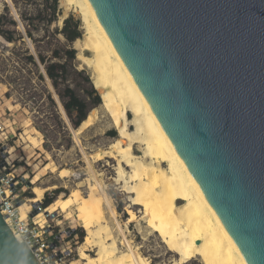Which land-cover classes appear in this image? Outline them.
<instances>
[{"label": "water", "instance_id": "obj_1", "mask_svg": "<svg viewBox=\"0 0 264 264\" xmlns=\"http://www.w3.org/2000/svg\"><path fill=\"white\" fill-rule=\"evenodd\" d=\"M89 1L247 263L264 264V0ZM0 264H39L1 211Z\"/></svg>", "mask_w": 264, "mask_h": 264}, {"label": "rangeland", "instance_id": "obj_2", "mask_svg": "<svg viewBox=\"0 0 264 264\" xmlns=\"http://www.w3.org/2000/svg\"><path fill=\"white\" fill-rule=\"evenodd\" d=\"M44 4L45 0H0V20L4 16L3 21L8 24L4 29L15 30L10 23V19H13L25 41L24 44L10 43L0 34V163L10 164L9 172L21 183L17 193L29 201V211L35 205L30 200L41 199L44 202L47 195L53 199L54 203L46 209L47 214L43 209V213L36 218L44 217L42 224L49 227L50 241L60 255H64L65 264H84L79 257V248L85 242L87 232L78 218L77 206L68 200L77 191L79 201L93 206L90 185L100 192H106L109 206L114 204L118 221L128 226L125 239L139 246L143 254L150 257L152 264H175L177 257L166 249L158 234L146 230L148 223L139 213L140 207L130 208L128 195L116 183L117 162L113 153L95 163V155L109 151V147L118 139V132L102 108L103 104L88 110L89 113L94 112V117L89 120L93 124L82 131L80 139L74 138L76 129L60 93L68 101L67 89L74 90L90 106L95 103L96 95L101 98L93 85L92 70L80 58L82 53L87 57H92V53L83 51L86 29L82 15L74 6L67 16L64 15L61 0L58 20L49 29H32L34 40L28 37L21 14L30 11L36 15ZM70 18L74 19L70 29L73 30L79 23L82 34L72 45L62 34L65 21ZM78 41L82 46L79 49ZM71 49L76 51L75 61L70 59L68 51ZM40 55L47 64L56 62L66 68L65 78L60 80L58 89L50 79ZM94 90L97 94L90 96ZM55 95L60 100L58 103ZM137 155L141 153L137 152ZM64 173L69 175L65 176ZM37 175L39 179L34 181ZM57 190L59 194H56ZM114 234L120 242L118 233ZM96 253L97 250L88 252L92 257ZM187 264L202 263L198 258H193Z\"/></svg>", "mask_w": 264, "mask_h": 264}, {"label": "bare ground", "instance_id": "obj_3", "mask_svg": "<svg viewBox=\"0 0 264 264\" xmlns=\"http://www.w3.org/2000/svg\"><path fill=\"white\" fill-rule=\"evenodd\" d=\"M73 6L82 15L86 29L83 51L92 53V57L82 53L80 58L92 70L102 108L118 132V139L109 151L93 156L95 163L113 153L117 162L116 183L128 195L130 208L140 207L139 213L148 223L146 230L158 234L166 249L177 257L175 264H187L193 258L202 264H248L146 104L91 2L61 0L64 15ZM80 41L78 49L82 47ZM92 124L85 120L76 129L74 138H79ZM38 179L37 175L34 181ZM90 186L93 206L79 201L77 191L68 200L77 206L78 218L87 232L79 248L84 264H152L139 246L124 238L128 226L118 221L114 204L108 205L106 192ZM41 201L30 200L35 205ZM28 204L29 201L20 208L24 218L30 212ZM114 232L120 236V242ZM96 250L95 257L88 254Z\"/></svg>", "mask_w": 264, "mask_h": 264}, {"label": "trees", "instance_id": "obj_4", "mask_svg": "<svg viewBox=\"0 0 264 264\" xmlns=\"http://www.w3.org/2000/svg\"><path fill=\"white\" fill-rule=\"evenodd\" d=\"M6 10H8L6 8ZM60 13V0H45V4L42 6V9L40 8L38 10V14L33 15L32 13H29L26 11V13L21 14V20L25 25L26 33L29 38L33 39V31H40L44 30L41 28H50L57 20ZM5 17L2 16L0 20V34H3L5 39L10 43H23L24 44V38L23 36L18 32L17 30V23L13 19H10L11 25L15 28V30H5L4 28L8 25L6 24L3 19ZM74 19L70 18L65 21L64 28L62 30V34L65 36L69 44H73L78 39L81 38L82 34L80 31V25L79 23H76L74 29H70V25ZM18 35V37H16ZM70 54V59L75 61L76 60V51L71 49L68 51ZM31 61H33V57H30ZM40 59L42 63L46 66L47 73L50 77V79L55 84L56 88L58 89L60 80H64V74H66V68L64 66H61L60 64L52 63L47 64L46 59L40 55ZM34 62V61H33ZM46 74V73H45ZM48 78V76L46 75ZM62 77V79H60ZM49 82V80H48ZM50 83V82H49ZM51 86V85H50ZM53 90V88L51 87ZM67 97L69 98L68 101H65V95L60 93V96L63 100L64 107L66 112L68 113L69 117L71 118V121L73 123V126L75 129H78L83 122L89 121L92 117H94V112H88V110L94 109L103 102L101 101V98L99 95H96L95 103H93L91 106L86 102L85 100L81 99L79 95L71 89H67L66 91ZM92 94V95H91ZM93 94H97V92L94 90L92 93H90V96H93ZM55 98L57 100V103L60 101L57 95H55ZM59 190L56 191V194H59ZM54 203L53 199L47 195L45 197V200L43 202V208L47 209Z\"/></svg>", "mask_w": 264, "mask_h": 264}, {"label": "built area", "instance_id": "obj_5", "mask_svg": "<svg viewBox=\"0 0 264 264\" xmlns=\"http://www.w3.org/2000/svg\"><path fill=\"white\" fill-rule=\"evenodd\" d=\"M3 163L2 161L0 165ZM9 166L10 164L7 163L0 169V211L7 224L16 239L20 243H25L33 251L39 264H65L62 258L64 255H60L61 253L54 247L55 244L50 241L49 227L36 218L45 209L43 202L34 205L25 218L22 216L21 205L28 200L17 193L21 183L13 173L9 172ZM35 211L37 215L31 218V214Z\"/></svg>", "mask_w": 264, "mask_h": 264}]
</instances>
